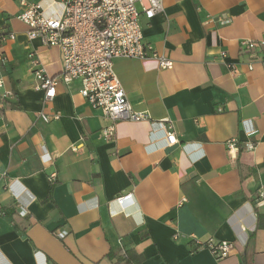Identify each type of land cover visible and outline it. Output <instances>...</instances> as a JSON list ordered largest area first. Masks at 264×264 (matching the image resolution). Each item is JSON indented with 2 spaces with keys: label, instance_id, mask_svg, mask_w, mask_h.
Segmentation results:
<instances>
[{
  "label": "crops",
  "instance_id": "0c3cea01",
  "mask_svg": "<svg viewBox=\"0 0 264 264\" xmlns=\"http://www.w3.org/2000/svg\"><path fill=\"white\" fill-rule=\"evenodd\" d=\"M20 1L0 0V33L14 34L0 45V264H116L117 249L140 264H264V0H161L150 19L140 12L144 42L172 67L114 59L130 105L150 118L117 122L110 139L78 80L43 101L27 53L58 76L61 49L28 38ZM25 1L51 16L64 0ZM208 238L233 249L218 260L196 248Z\"/></svg>",
  "mask_w": 264,
  "mask_h": 264
},
{
  "label": "built area",
  "instance_id": "2783aa9c",
  "mask_svg": "<svg viewBox=\"0 0 264 264\" xmlns=\"http://www.w3.org/2000/svg\"><path fill=\"white\" fill-rule=\"evenodd\" d=\"M20 3L25 8L17 18L27 25L28 38L40 37L46 45L61 49L62 68L58 76L46 73L34 51L27 53L31 72L37 81L34 87L43 91L44 102L54 98L59 82L68 84L78 80L80 94L91 107L100 109L102 115L110 120L101 131L106 139L115 134V124L119 121L150 118L147 113L137 111L130 105L115 74L114 59L153 57L157 59L159 67H172L169 58L156 53L144 42L139 21L140 12L150 19L162 11L161 0H64L61 12L51 16L45 15L39 4H30L25 0ZM137 3L141 6L140 11ZM225 22L220 20V23ZM7 39H14V34L0 33V45ZM240 46L244 50H252L256 43L242 39ZM248 66L252 68V64ZM262 66L264 68V61ZM2 85L0 79V88ZM8 94V91H4L1 96ZM40 117L48 122L57 119L59 114L40 113ZM163 132L166 145L178 142L170 121L163 126ZM227 145L229 150L238 149L235 139L229 140ZM246 148L252 149L254 146L248 143ZM130 196L131 193H127L116 200L123 203ZM19 213L25 215L27 211L22 207ZM54 235L63 239L67 230L55 231ZM177 236L174 235L175 238ZM195 244L197 249H208L218 260L227 257L233 249L231 242L211 238L195 239Z\"/></svg>",
  "mask_w": 264,
  "mask_h": 264
},
{
  "label": "trees",
  "instance_id": "16d2710c",
  "mask_svg": "<svg viewBox=\"0 0 264 264\" xmlns=\"http://www.w3.org/2000/svg\"><path fill=\"white\" fill-rule=\"evenodd\" d=\"M107 256L110 259H115L116 264H140L141 256L136 255L131 250L117 249L110 251Z\"/></svg>",
  "mask_w": 264,
  "mask_h": 264
}]
</instances>
